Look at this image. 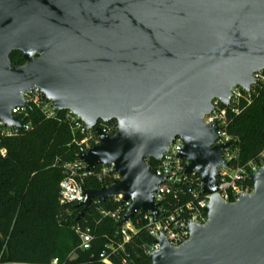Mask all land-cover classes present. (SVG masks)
Instances as JSON below:
<instances>
[{"label": "water", "instance_id": "water-1", "mask_svg": "<svg viewBox=\"0 0 264 264\" xmlns=\"http://www.w3.org/2000/svg\"><path fill=\"white\" fill-rule=\"evenodd\" d=\"M23 53L13 66L10 56ZM264 70V0H0V119L21 126L12 109L39 88L57 111L79 116L100 143L78 158L92 170L113 165L109 187L84 188L87 200L117 195L131 202L122 221L157 213L154 193L165 177L151 170L176 138L212 194L208 220L172 246L162 236L151 264H264V168L250 179L254 193L232 202L218 194L223 149L216 126L204 122L232 88L250 91ZM115 120L107 135L99 122Z\"/></svg>", "mask_w": 264, "mask_h": 264}, {"label": "trees", "instance_id": "trees-1", "mask_svg": "<svg viewBox=\"0 0 264 264\" xmlns=\"http://www.w3.org/2000/svg\"><path fill=\"white\" fill-rule=\"evenodd\" d=\"M13 66L23 65V53L10 56ZM67 111L47 118L35 106H29L24 123L30 131L5 138L0 148V260L31 264H99L101 253L111 243L120 242L116 221L104 211H115L121 202L108 199L94 202L82 219L76 204H61L60 183L65 177L64 165L78 160L79 146L74 139H82L80 131L65 120ZM115 123V121H113ZM229 132L240 138L241 158H254L264 145V84L256 87L252 102L235 116ZM115 134V132H113ZM153 164L154 162L151 161ZM192 177H198L190 175ZM116 179L100 182L90 177L85 188L100 189L113 185ZM88 226L94 235L90 249H81L77 226ZM145 231L139 232L126 245L121 256L133 264H151L143 245L152 243ZM118 260V255H112Z\"/></svg>", "mask_w": 264, "mask_h": 264}, {"label": "built area", "instance_id": "built-area-1", "mask_svg": "<svg viewBox=\"0 0 264 264\" xmlns=\"http://www.w3.org/2000/svg\"><path fill=\"white\" fill-rule=\"evenodd\" d=\"M256 83L251 90L247 91L241 86L232 88V95L227 107L220 99L213 100L212 111L204 117V122L208 125L216 126L217 140L214 146H225L223 149V161L225 166L218 168V194L224 201L232 202L242 194H252L255 189L251 182V175L264 168V145L258 154L248 161L241 158L240 138L229 132L233 118L249 106L252 96L256 93V87L264 84V70L254 73ZM25 106L12 109V114L21 126H7L5 121L0 119V143L5 138L17 136L21 131H30L33 125L30 122L24 123L29 106L39 108L47 118L56 117L59 112L50 102L45 101L39 88L32 89L25 94ZM65 120L69 121L75 131H80L82 139H74L79 146L80 153L87 152L90 148L100 143L99 137L94 130H87L85 123L79 116L67 111ZM115 120L109 122H99L102 130L110 136L118 131V124ZM184 148L181 138H176L169 146L160 160L153 161L151 170L159 177H165L162 184L158 185L154 193V203L157 204V213L137 212L136 215L125 225L118 227L116 236L120 242L111 243L101 253L99 264H133L129 262L127 256H121L120 251H126V245L131 242L139 232L145 231L153 240L152 243L144 244L143 251L149 258L160 249L158 240L164 236L172 246H179L190 238V226L192 224L203 225L208 217L205 212L210 202L212 194L203 192V182L197 173H187L189 164L187 160L180 158V152ZM7 150L0 148V154L5 156ZM65 177L60 183L61 204H78L87 200L85 194V181L93 177L100 182L107 179H118L113 165H98L92 170H87V166L79 158L74 163L64 165ZM198 176L192 177L189 176ZM121 205L115 211H104L103 214L111 216L116 223L123 220L131 202H124L122 195L114 198ZM94 202H101L95 200ZM93 202V203H94ZM76 231L80 237V248L90 249L94 235L90 227L77 226ZM118 255V260H114L112 255ZM0 264H31L28 262L1 261ZM51 264H58V260H53Z\"/></svg>", "mask_w": 264, "mask_h": 264}]
</instances>
